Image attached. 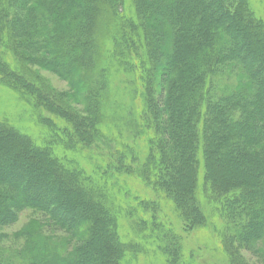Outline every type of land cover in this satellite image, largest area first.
Segmentation results:
<instances>
[{
  "label": "trees",
  "instance_id": "16d2710c",
  "mask_svg": "<svg viewBox=\"0 0 264 264\" xmlns=\"http://www.w3.org/2000/svg\"><path fill=\"white\" fill-rule=\"evenodd\" d=\"M255 1L0 0V85L39 129L0 116V229L33 209L63 237L32 231L0 264H197L183 233L200 229L223 263L250 264L248 250L264 264Z\"/></svg>",
  "mask_w": 264,
  "mask_h": 264
},
{
  "label": "rangeland",
  "instance_id": "374dc122",
  "mask_svg": "<svg viewBox=\"0 0 264 264\" xmlns=\"http://www.w3.org/2000/svg\"><path fill=\"white\" fill-rule=\"evenodd\" d=\"M257 1L260 2L259 0L255 2ZM105 35L106 32L102 31L100 35L102 42L105 40ZM34 71L35 77L38 76L55 95L67 102L71 108L82 110L83 107L81 102L84 96L76 95L72 84L43 68L35 67ZM10 92L11 90L9 88L0 85V116L6 117L22 131L23 129H27L38 132L39 129L35 128L38 126L34 123L36 121L31 114V106L27 107V104L24 103V107L17 108L15 96L9 95ZM44 115L46 116V113ZM29 121L34 123L33 128L29 127ZM38 143L41 144L40 142ZM8 158L11 161L17 160V155L11 154ZM5 166L8 167L7 164H5ZM163 207L165 206L163 205ZM41 215L40 212L33 209H26L20 212L14 224L0 229V247L3 245L9 247L12 251H18L21 246H24L28 235H31L32 231L46 235L49 234L48 236L51 237L53 241L55 240L61 243L63 237L58 236L60 233L55 230L56 228L53 225L46 227L45 220ZM177 226L178 230L183 233L182 225L179 223ZM183 235L189 247L196 251V255L199 256V258H197V264H225V262L223 263L224 259L220 257L221 252L219 250L217 251L218 246L216 244V239L212 238L211 234L200 229L194 230L188 234L184 232ZM257 248L260 253L264 254V242H261ZM242 254L250 264H261L259 258L260 254H255L248 250H244Z\"/></svg>",
  "mask_w": 264,
  "mask_h": 264
}]
</instances>
